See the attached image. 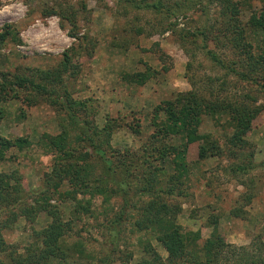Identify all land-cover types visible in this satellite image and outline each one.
Returning <instances> with one entry per match:
<instances>
[{
	"label": "rangeland",
	"instance_id": "obj_1",
	"mask_svg": "<svg viewBox=\"0 0 264 264\" xmlns=\"http://www.w3.org/2000/svg\"><path fill=\"white\" fill-rule=\"evenodd\" d=\"M201 1L200 7L207 6L208 12L197 6L185 17L171 19L115 0H0V135L10 140L26 137L31 143L8 149L0 171L19 173L31 202L45 187L44 174L57 161V153L45 146L46 136L66 132L68 145L81 149L80 130L57 101L66 92L89 102V118L98 128L108 119L118 120L121 126L113 132L110 146L140 158L141 168L127 178L130 186L124 196L105 200L103 194H79V204L73 199L62 202L55 195L51 203L72 228L63 242L68 258L48 264H202L197 261H205L203 247L212 238L224 246L219 264H245L248 254L264 258V66L252 73L256 82L230 71L232 67L249 72L248 60L217 35L218 6ZM237 1L258 54L264 48V34L249 23L263 12L264 0ZM62 10L67 17L77 12L76 23L64 18ZM190 29L211 30L207 44L229 68L207 54L201 38L184 37ZM138 73L149 77L139 82L138 76L132 78ZM17 77L44 84L56 94L37 92L30 85L13 90L10 82ZM196 90L209 99L245 100L262 107L249 121L248 145L238 148L229 142L234 130L225 115L206 114L200 127L220 146L217 155L206 154L202 141L188 144L181 133L153 137L155 108L168 101H187L189 92ZM138 123L140 134L133 128ZM184 148L186 170L178 165L183 161L178 152ZM241 164L254 168L243 172L237 168ZM150 166L159 170L151 173ZM67 187L66 182L61 190ZM154 198L181 207L175 221L187 238L181 256L170 255L155 230L138 228L144 205ZM1 208L0 236L7 251L0 252V261L15 264L10 252L25 253L34 232L46 228L52 217L40 212L30 221L21 215L4 227L11 209Z\"/></svg>",
	"mask_w": 264,
	"mask_h": 264
},
{
	"label": "trees",
	"instance_id": "obj_2",
	"mask_svg": "<svg viewBox=\"0 0 264 264\" xmlns=\"http://www.w3.org/2000/svg\"><path fill=\"white\" fill-rule=\"evenodd\" d=\"M115 1L120 4H128L135 10H149L171 19L185 17L189 12L195 8L197 9V6L203 12H208L209 10L205 5L200 7L203 3L201 0ZM209 3L218 6L219 15L216 17V22L220 24V27L217 29V35L223 37L227 43H230L239 51L241 56H245L248 60L249 72H241L232 67H230V71L238 74L242 80H254L256 82L259 79L254 78L252 73L264 66V48L260 47V51L257 54L256 48L248 39L246 24L241 19V3L237 0H210ZM83 7L85 8L86 6L84 5ZM76 13L73 11L70 17H67V13L64 10L60 12L64 18H69L73 24L76 23ZM249 24L258 33L264 34V10L260 13V16H253ZM138 32H142V29H138ZM210 33L212 31L206 29H199L192 33L190 29L184 37H192L193 34L195 38H201L207 54L221 66L229 68L209 48L207 40ZM135 76L141 78L139 82L142 83L149 77L145 73L132 75V78ZM10 84L13 90L14 86L24 88L30 85L37 92L48 91L56 94V90L50 92L46 85L34 83L24 77H17V80L10 82ZM11 88L10 90H12ZM2 90H6L4 86ZM16 96L18 95L15 94L13 97ZM5 97L7 98V95ZM61 98L57 96L59 106L69 112L70 120L80 130L77 138L83 143L81 149L68 145L69 143L66 142V139L69 135L66 132L46 136L49 145L45 144V146H48L46 147L48 151L57 153V161L52 170L44 174L45 187L36 192L37 196L31 202L28 200L30 197L26 195L29 192L24 187L23 177L17 172L7 173L0 171V209H2V206L10 207L9 209H11L10 217L4 223V227L11 226L21 215L26 216L30 221H34L40 212H47L52 217L51 223L46 228L34 232V242L26 248L25 253H17L15 249L10 252L9 257L15 264H48L51 260L63 262L68 258L69 249L66 250L64 248L63 242L72 225L69 221H65L62 218V213L58 206L51 203L55 195H58L62 202L73 199L79 204L82 202L78 198L79 194L90 193L92 196L103 194L105 200H109L115 194L124 196L130 186V183H127V178L133 175L135 169L141 168L138 165L140 158L137 157L138 155L136 156L137 153H129L127 150L122 152L115 148L113 149L109 144L113 132L121 126L118 120L114 118L108 119L102 128H98L94 120L89 118V102L75 99L67 92ZM261 109L262 107H253L245 100L235 102L231 99L219 97L209 99L199 95L197 90L192 91L189 92L187 101H168L155 108L153 118L157 133L153 137H159L160 135L169 137L172 134L181 133L187 139L188 144L202 141L205 144L206 154L217 155L221 153L220 146L215 140L211 139V135L201 133L200 127L203 116L206 114L215 118H221L225 115L234 130L229 137V142L238 148H244V146L248 145L245 136L249 128V121L255 118ZM2 114L0 111V120ZM162 114L165 115V118L160 119ZM133 128L134 133L140 134L142 132L140 123ZM30 144L29 139L26 137L10 140L0 135V160L4 159L5 152L12 146L24 148ZM188 144L185 145L186 148ZM186 148L178 152V158L183 160L181 163L178 162V165L183 170H186V165L183 163L185 161L183 153ZM93 157L97 158L96 162L92 159ZM145 160L149 161L148 158ZM261 166H264V163ZM97 168H99V173L95 172ZM237 168L247 172V170L254 167L241 164ZM157 170H159L158 167L154 169L150 166L149 172L156 173ZM66 182L68 187L62 191L61 189ZM144 190L146 192L149 191L148 189ZM168 192L171 193L172 191L169 190ZM87 202L90 203V201ZM16 208H19V211H16ZM81 208L91 212L86 206ZM180 210L181 207L179 206L176 207L164 200L154 198L144 205L142 218L137 221L140 230H155L158 234V240L173 257L181 256L187 248V238L181 232L180 226L175 223L176 216ZM236 215L239 216L237 213ZM219 242L221 241L215 238L207 240L203 247L205 261L198 259L197 262L219 264V260L225 252L224 246ZM1 244L3 247H1ZM6 251V242L0 236V252ZM148 263V261H144L142 264ZM0 264L5 263L0 261ZM245 264H264V258L262 256L257 257L255 254L251 256L248 254L247 263Z\"/></svg>",
	"mask_w": 264,
	"mask_h": 264
}]
</instances>
